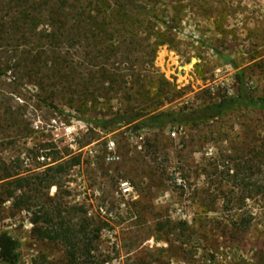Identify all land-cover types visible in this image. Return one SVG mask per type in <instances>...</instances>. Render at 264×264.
<instances>
[{"label": "rangeland", "instance_id": "1", "mask_svg": "<svg viewBox=\"0 0 264 264\" xmlns=\"http://www.w3.org/2000/svg\"><path fill=\"white\" fill-rule=\"evenodd\" d=\"M131 2L136 28L91 42L87 30H69L65 5L54 23L49 0H0V230L19 242V264H264V109L158 132L96 122L127 108L202 107L234 96L239 73L249 96L264 99V0ZM27 58L76 65L97 98L80 103L76 87ZM105 72L124 82L112 86ZM41 155L62 165L59 189L35 180ZM7 173L29 180L13 198ZM57 211L75 231L91 220L75 263L62 243L33 233L46 227L35 217L56 221Z\"/></svg>", "mask_w": 264, "mask_h": 264}, {"label": "trees", "instance_id": "2", "mask_svg": "<svg viewBox=\"0 0 264 264\" xmlns=\"http://www.w3.org/2000/svg\"><path fill=\"white\" fill-rule=\"evenodd\" d=\"M49 1L52 2L50 3V6L54 23H59V18L62 17L65 12L63 7L64 5L67 6L68 8H66L67 14L65 19L66 21L68 20V23H70L69 30H73L79 37H83V35L78 34L77 29L87 30L86 36L90 35V37L88 36V39L91 42H94L97 36H99L100 39L111 41L113 36H124L123 32H121L123 26L130 29L133 26L136 28V25L138 24L136 18L132 16L134 10L131 6V0H116V2H114V0H71L70 3L68 0ZM161 45V43L155 44V51ZM39 62L42 63V66L39 65ZM25 63L31 69H35V67L46 69L44 73L48 75V80L51 78H61L64 79L63 82L66 84V87L72 84L76 87L73 93H78V91L80 93V98L78 100L80 103L81 101L85 103L88 95H91L92 98H97V96L94 95L95 91H91L92 85L83 83L82 75L78 73L77 66L74 64H70L64 69L58 66L57 61H54L52 62L53 65H51L50 69H47V61L43 62L40 58L34 60H28L27 58L25 59ZM62 69L65 73L61 77L59 75H62V73L60 74ZM102 76L105 78V81L112 86L120 87V85L124 82L122 78L117 79L116 74L114 73L105 72ZM236 77L240 84L234 96L221 97L216 102H210L202 107L177 112L159 111L158 107L150 110L136 111L134 109L127 108L125 112L120 114H101L99 118H96V122L100 124L103 129H113L120 126H132L133 131L136 133H139L142 130L158 132L168 127H180L187 125L194 126L197 123L204 124L212 120L222 118L233 110L258 107L264 109V99H253L249 96L246 88H244L241 83L242 75L239 73ZM116 80H119V82ZM165 84L168 85L166 82ZM156 88L158 89V86H156ZM115 91L117 90H110V92ZM146 94H148V92L144 90L143 87L139 86L138 89H136V95L140 97V100L144 99ZM155 96L161 97V95L157 93ZM85 111L87 110L85 109ZM42 149L44 151L47 150L46 144L42 146ZM53 163L54 161L48 164H41L40 168L45 167L46 169L35 176V180H38L40 183H44L46 189H50L52 187L59 189L56 177L62 172L63 167L62 165H52ZM77 163L78 161H75L71 164V166H74ZM3 180L8 181V188L13 187V190L8 191L7 193L8 198L14 197V191H20V189H22L25 185H29V180L19 177L18 175H10L9 173L4 176ZM57 213L58 214H56L55 217L56 221L53 220L51 215L35 217L32 225H37L38 222L41 221V223L46 225V227H34L33 233H35L37 238L42 241L62 243L69 249L71 259L75 263V255L80 251L78 249L80 247V239H82V236L88 239V242L90 241L89 234L92 231L90 230L91 220L85 219L83 221V225L80 226V229L75 231L73 225L71 223H66L63 219H61L59 211H57ZM96 229L95 233L100 231L98 228ZM18 250L19 242L7 232L0 230V262L2 264H19ZM81 252V255L86 257L89 256V250L86 249Z\"/></svg>", "mask_w": 264, "mask_h": 264}, {"label": "built area", "instance_id": "3", "mask_svg": "<svg viewBox=\"0 0 264 264\" xmlns=\"http://www.w3.org/2000/svg\"><path fill=\"white\" fill-rule=\"evenodd\" d=\"M67 134H68V141L70 144H73L74 143V139H73V136L71 135V133L73 132V128H69L65 131ZM175 133H172V136H174ZM142 136L139 135V137L137 138L138 141H142ZM72 146V145H71ZM114 149H115V146H114V143L113 142H108L107 143V151H108V155L106 157V161L107 162H110V163H113V162H116L119 158L118 156L114 153ZM37 160L40 164H48L50 163V159L47 158V157H44L43 155L41 156H38L37 157ZM119 189L121 191V194L122 196L124 197H129L132 193V190L129 186L128 183L126 182H123L120 184L119 186Z\"/></svg>", "mask_w": 264, "mask_h": 264}]
</instances>
